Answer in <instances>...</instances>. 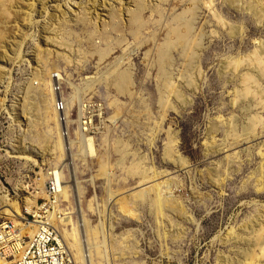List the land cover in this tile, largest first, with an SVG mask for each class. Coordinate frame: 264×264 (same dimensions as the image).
<instances>
[{
    "label": "rangeland",
    "instance_id": "rangeland-1",
    "mask_svg": "<svg viewBox=\"0 0 264 264\" xmlns=\"http://www.w3.org/2000/svg\"><path fill=\"white\" fill-rule=\"evenodd\" d=\"M233 1L0 0V207L41 203L34 191L54 169L76 238L93 235L95 264H246L264 227V129L225 140L232 121L242 134L250 118L264 120L253 88L247 101L238 93L244 76L257 81L254 54L264 67V0ZM194 6L199 69L181 78L175 52L168 70L179 99L159 61L169 28ZM119 74L130 80L124 93ZM258 88L264 98V79ZM156 175L167 200L158 210L144 191Z\"/></svg>",
    "mask_w": 264,
    "mask_h": 264
},
{
    "label": "bare ground",
    "instance_id": "bare-ground-1",
    "mask_svg": "<svg viewBox=\"0 0 264 264\" xmlns=\"http://www.w3.org/2000/svg\"><path fill=\"white\" fill-rule=\"evenodd\" d=\"M162 1L164 3H166L167 7L171 6V1L172 0H162ZM177 1H178V3L182 1V2L190 3V5H192V6L193 5L198 6L197 5V1L198 0L197 1L196 0H177ZM231 1H233V0H231ZM237 1L238 0H236L235 4L238 3ZM175 3H177V2H175ZM233 3H234V1H233ZM1 9H2V7H1ZM137 9L139 11H144L145 10L144 5L141 4V3H139L137 5ZM196 9H197L196 7H195V9H192L190 7L187 10L184 9L183 12L189 13L191 15L194 12V10H196ZM162 10H164V9H162ZM262 14H263V12H262ZM262 14L260 16H262ZM194 16H196V15H194V13H193V16H191V19H189V20L186 19L187 22H186V20H184V22H186L184 25H180V23L178 21V23H179L178 27L172 28V26H171L169 28V35L167 36L165 44L162 46V54H161V58L162 59H160V61H159V62L162 61V82H163V85H164L165 89L168 90V92L171 93V94L172 93H176V96L179 99L181 97L177 94L176 88L173 86V84L170 83L171 80L169 78L170 76H169L168 70H169V67H170V64H171L172 53H175V52L178 53V55L180 56V59L182 61V68H183L184 71H182L181 78L187 76L188 72L190 70L194 71L195 69L196 70L199 69V67H197V65H198V54H197V52L201 51L202 44H200L198 42L199 37H193V34H192V31H193L192 27L194 25V22H193L194 21V18H193ZM261 54L264 55V50H262ZM102 57L103 56H101V58ZM184 63H186V64L183 65ZM253 63H255L257 66L254 65V67H252L251 65H253ZM249 64H251L250 65L251 67L248 66L247 67L248 69L249 68H253L252 69L253 71L258 69V72L255 75V77L257 78V81L255 82L253 77L244 76L242 83L244 85L245 84H249V85H247L245 87L244 91L238 92V93L240 94L241 97H243V101H247V96L249 94H252V88H253V90H254L253 97L255 98L256 96H259L260 97V105H262V107H264V98L262 96V91L258 88V82L261 81V79H264V67H263L262 71L258 68L262 64V61H261V59L259 57L256 56V54H254V59L252 60L250 58V63ZM52 79L56 80V78H54V77H52ZM129 81L130 80H129V77H128L127 74H119L116 77V81H115L116 85L115 86H116V88L119 91L122 92V90H123L122 93H124V89H127V85L129 83ZM52 90H53V88H52ZM126 91H128V90H126ZM162 99H163V95H162ZM54 107H55V103H54ZM166 108H167V106H166ZM253 109L254 108L247 107V108H245L243 110V112L244 113L245 112L250 113V112H253ZM54 111H55V109H54ZM234 122L232 121V123H231V130L226 136L225 144L230 142V140H232V139L236 141V144L240 143L243 139H247L252 134L257 133L259 131V129H260L259 127H262L264 129V120L257 121L255 118H250L249 119V125L250 126L244 127L243 128V133L239 134L238 131H237V127H236V122L235 123ZM212 133L219 134V129L213 128L212 129ZM85 138H87V137H85ZM170 142H171V140H170ZM86 144H87V149H88L89 153L92 155L95 150L93 149V147H94L93 144L94 143L92 144L91 138H87ZM172 147H170L169 145L167 147V150H166V157L167 158L166 159H169L167 161H170L171 156H173L172 155V152H173L172 151V149H173ZM222 151H223V149H218V153H221ZM84 154H86V152ZM262 155L264 157V154H262ZM181 162H182V160L179 159V164H181ZM173 164H175V162ZM184 164L185 163L182 162L181 166H183ZM47 177H48V173L45 175V178H47ZM217 177H218V175L215 176V178H217ZM45 178H44V180H45ZM158 178H160V175L154 176L153 180L149 179V185L150 186L144 189L145 192H149V193L153 192L155 194V207L157 208V210L160 208V206L163 207L166 204V202H167V200L165 201L164 198L161 195L162 194L161 193V189H160L161 184L160 183L159 184H157V183L156 184H152V183L156 182L157 181L156 179H158ZM57 180H58V184H59L60 194L57 197L56 208L55 209H56V213H57V211H59V213L61 214L60 219L56 216V221L58 223L57 224L58 228L61 231V233L63 234L64 238L68 241L69 248L71 249V251L73 253V256H74L76 264H89L88 260L85 259L84 249L82 247V242L79 240V235L76 238V229L74 228V224L70 225L67 222L68 221L67 217H69L70 211H69V209H66L64 211L62 210L63 206H61L62 205V201L61 200L64 199V197L68 198V196H67V187L65 186V183L63 182V176L61 174V171H60V173H58ZM216 182H218V180ZM44 187H45V185L43 184V188L40 190V192H35L34 191V197L35 198L37 196H41L43 198H47L46 189H44ZM257 188L259 189V191H261V189H262L260 187H257ZM144 191L140 194V196L142 198H144V196H143L144 193H145ZM33 202H35V203L30 204V206H25V208H26V210L28 212H30L31 209L36 205V201L34 200ZM27 207H29V208H27ZM0 210H1L0 213L6 212L9 217L18 218V216L21 215V210H20V213H19V211L16 208V206H13V207L4 206V207H0ZM127 212L130 213L129 210ZM130 215H131V213H130ZM83 222H84V227H85L86 226V219L85 218H83ZM71 226L73 227V229L70 230L71 233L70 234H66V228L67 227H71ZM263 232H264V227L259 229V230H257L256 232H253L254 235L252 236L253 239H252V243H251V250L248 253H245V258H246L245 260L247 262L246 264H248L249 262H254L257 259L264 258V239L262 238V235H261ZM27 234L30 235V232L28 231ZM85 236L87 237V242L89 244V249L91 250L92 249V245H91V242H90V236L92 238L93 235H90V233H86ZM69 242H72V243H69ZM81 247H82V249H81ZM95 249L98 250L99 247H96ZM74 252H75V254H74ZM89 253H90V264H95L94 260H93V257H94L93 252L90 251ZM77 257L80 260V263L77 262L78 261Z\"/></svg>",
    "mask_w": 264,
    "mask_h": 264
},
{
    "label": "built area",
    "instance_id": "built-area-1",
    "mask_svg": "<svg viewBox=\"0 0 264 264\" xmlns=\"http://www.w3.org/2000/svg\"><path fill=\"white\" fill-rule=\"evenodd\" d=\"M59 121L64 120L65 104L55 106ZM85 126L87 123L85 121ZM47 177V198L30 212L24 207L18 218L8 217L0 221V264H76L68 241L58 228L56 201L60 194L57 180L58 170H49ZM30 232V235L27 232ZM85 259L90 264V249L83 230L80 238Z\"/></svg>",
    "mask_w": 264,
    "mask_h": 264
}]
</instances>
